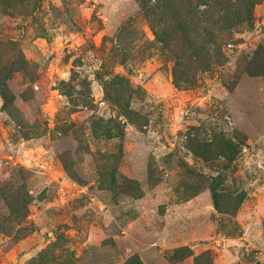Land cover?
Returning <instances> with one entry per match:
<instances>
[{
    "label": "rangeland",
    "instance_id": "374dc122",
    "mask_svg": "<svg viewBox=\"0 0 264 264\" xmlns=\"http://www.w3.org/2000/svg\"><path fill=\"white\" fill-rule=\"evenodd\" d=\"M156 2L0 0V264H264V0L207 67Z\"/></svg>",
    "mask_w": 264,
    "mask_h": 264
},
{
    "label": "trees",
    "instance_id": "16d2710c",
    "mask_svg": "<svg viewBox=\"0 0 264 264\" xmlns=\"http://www.w3.org/2000/svg\"><path fill=\"white\" fill-rule=\"evenodd\" d=\"M196 1L197 2L194 3L193 0H157V2L153 4L154 7H152L151 9L157 11H165L168 15H171V18L174 20V26L176 27L177 31H180L183 36V39L187 42L186 49L189 50L191 54V59L194 58L198 65H200L201 67H207L209 64L206 63L211 61V54L207 47V41L206 39H204L208 31L202 27V22L205 20V14H209V18L213 19V21L214 19H216V17L221 16L222 18H225L226 27L231 28V26L234 25L235 22L240 23L244 17L250 16L254 5L258 3L259 0ZM143 5V8L146 9V2L143 1ZM201 5L204 7L202 9H199ZM211 19L210 23H212ZM155 34L156 37L160 39V41L164 40L165 42H167L168 38L171 36L170 31L164 33L165 36H163L162 33L161 36L157 32H155ZM166 35L169 37H167ZM18 64L19 68H14V63H9L4 66V71L2 70V75L0 77V97L3 102L2 107L4 111L14 119H18L19 114L14 105L16 96L13 91H11V89L9 88L8 81L11 79V75L16 69L20 71L25 70V68L27 67V61L22 57V59H19ZM262 66L264 67V65ZM175 73L177 74L176 70ZM175 82L177 85H179L177 75L175 77ZM117 132L119 135L122 132V129L118 128ZM193 142L194 139L190 138L189 145H193V153L197 157H200L204 161H211L216 158V154L212 155L211 152H209V149L208 152H205V148H207V146L209 145L199 143V141L196 142L197 145H194L195 143ZM197 146H201L204 148L199 151L196 148ZM224 155L217 154V158L222 156V158L227 159L229 161L232 159L231 157H229L228 154L224 153ZM212 195L214 198V207L218 211H226L228 213L229 209H224L219 202V194L217 192V189L212 191ZM23 201L24 200L22 196H19L18 194H11L9 198H6L8 214L5 218L3 216L0 217V230L2 229L4 231L9 232L8 230H6L7 228H9L7 221L9 220V215H18L22 212V210L25 211V201ZM237 204L238 202L235 203V205ZM230 208L232 209V211H235L234 205Z\"/></svg>",
    "mask_w": 264,
    "mask_h": 264
}]
</instances>
